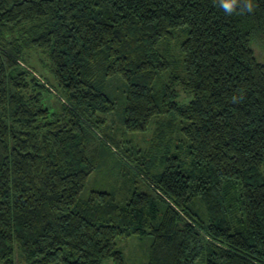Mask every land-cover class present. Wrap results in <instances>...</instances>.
Here are the masks:
<instances>
[{
	"label": "trees",
	"instance_id": "obj_1",
	"mask_svg": "<svg viewBox=\"0 0 264 264\" xmlns=\"http://www.w3.org/2000/svg\"><path fill=\"white\" fill-rule=\"evenodd\" d=\"M246 2L0 0V264H124L131 234L144 264H264V0ZM112 111L153 125L119 154L142 186L82 197L94 138L120 145Z\"/></svg>",
	"mask_w": 264,
	"mask_h": 264
},
{
	"label": "rangeland",
	"instance_id": "obj_2",
	"mask_svg": "<svg viewBox=\"0 0 264 264\" xmlns=\"http://www.w3.org/2000/svg\"><path fill=\"white\" fill-rule=\"evenodd\" d=\"M176 40L177 38H174L170 42L171 50H173L176 57H179L180 54ZM252 47L256 57L259 60H264V41L257 38L252 42ZM25 62L33 65L40 71L42 70L41 65L33 53L27 57ZM120 114L121 111H112L111 113L105 114L106 121L102 124L101 129H99L108 138H113L120 145L113 141V145L111 144L112 146H109L105 144L103 139L95 137L92 147L88 149L92 155L94 168L89 173L85 185L80 192L82 197L87 196L90 189L98 188L113 192L119 201H123L128 196L134 184L138 183L142 186L141 178L137 176L127 163L129 160L123 159L119 154L126 151L140 159V154L149 152L150 145L153 143V125H149L143 131L126 130L121 124ZM138 159L136 160L134 158L136 162L139 161ZM150 240V234H131L126 237H118L116 239V246L123 251L124 264H144ZM110 263V258L103 260V264Z\"/></svg>",
	"mask_w": 264,
	"mask_h": 264
},
{
	"label": "clouds",
	"instance_id": "obj_3",
	"mask_svg": "<svg viewBox=\"0 0 264 264\" xmlns=\"http://www.w3.org/2000/svg\"><path fill=\"white\" fill-rule=\"evenodd\" d=\"M220 6L227 14H232L237 10V5L240 0H219ZM255 5L253 4V0H247L241 9V13L243 12H252L254 11Z\"/></svg>",
	"mask_w": 264,
	"mask_h": 264
}]
</instances>
